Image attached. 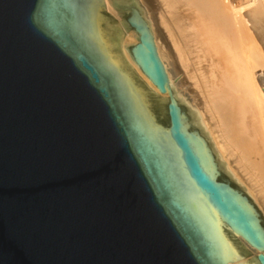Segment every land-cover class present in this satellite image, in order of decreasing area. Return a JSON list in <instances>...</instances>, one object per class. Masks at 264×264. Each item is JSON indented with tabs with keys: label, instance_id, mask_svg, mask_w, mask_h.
Segmentation results:
<instances>
[{
	"label": "water",
	"instance_id": "obj_1",
	"mask_svg": "<svg viewBox=\"0 0 264 264\" xmlns=\"http://www.w3.org/2000/svg\"><path fill=\"white\" fill-rule=\"evenodd\" d=\"M107 4L0 0V264H264V213L173 95L138 0H112L125 27Z\"/></svg>",
	"mask_w": 264,
	"mask_h": 264
},
{
	"label": "bare ground",
	"instance_id": "obj_2",
	"mask_svg": "<svg viewBox=\"0 0 264 264\" xmlns=\"http://www.w3.org/2000/svg\"><path fill=\"white\" fill-rule=\"evenodd\" d=\"M106 1V10L119 18L112 0ZM236 1L138 0V5L173 95L204 130L223 172L255 195L264 211V0ZM135 43L134 31L122 34L119 50L132 73L165 100L132 61L127 44Z\"/></svg>",
	"mask_w": 264,
	"mask_h": 264
},
{
	"label": "rangeland",
	"instance_id": "obj_3",
	"mask_svg": "<svg viewBox=\"0 0 264 264\" xmlns=\"http://www.w3.org/2000/svg\"><path fill=\"white\" fill-rule=\"evenodd\" d=\"M150 3H151V5H154L156 2H155V0H148ZM154 1V2H153ZM236 1V0H235ZM238 1V0H237ZM236 1V3H239V2H237ZM117 12L119 13V18H118V24H119V22H122V25H123V27H125V19L123 18V14H122V9H117ZM128 32H132L131 30H125V32L123 33V37L126 35V33H128ZM139 79L144 83V81L139 77ZM260 80H262V79H260ZM145 84V83H144ZM163 104H165V102H163ZM186 110V109H185ZM239 185L237 184V187H238ZM259 206V205H258ZM260 207V206H259ZM260 209H261V207H260ZM262 210V209H261ZM262 212L264 213V211L262 210ZM237 240V239H236ZM237 241H239V240H237ZM243 249L244 250H248V251H250L251 252V250L250 249H248L247 247H245L244 245H243ZM252 253V252H251Z\"/></svg>",
	"mask_w": 264,
	"mask_h": 264
}]
</instances>
